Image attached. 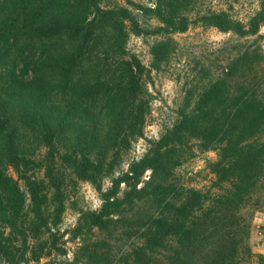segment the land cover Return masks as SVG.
Listing matches in <instances>:
<instances>
[{
	"label": "trees",
	"instance_id": "trees-1",
	"mask_svg": "<svg viewBox=\"0 0 264 264\" xmlns=\"http://www.w3.org/2000/svg\"><path fill=\"white\" fill-rule=\"evenodd\" d=\"M103 1L0 0V259L64 257L68 234L79 245L67 264H248L251 222L264 206L259 46H235L215 77L201 66L172 127L117 171L144 137L146 83L174 54L173 35L200 26L257 36L264 0L247 23L225 11L196 12L197 0L128 1L159 22L147 28L129 8ZM131 35L159 38L149 68L127 51ZM195 147L216 152L207 168L221 192L174 180ZM80 182L95 189L101 206L79 210L75 226L61 233Z\"/></svg>",
	"mask_w": 264,
	"mask_h": 264
},
{
	"label": "rangeland",
	"instance_id": "rangeland-1",
	"mask_svg": "<svg viewBox=\"0 0 264 264\" xmlns=\"http://www.w3.org/2000/svg\"><path fill=\"white\" fill-rule=\"evenodd\" d=\"M152 6L154 0H104L102 5L112 7L114 5L129 8L145 28L159 25L154 18H146L133 5ZM259 9V0H197L196 12L225 11L234 19L247 23L249 18ZM176 43V50L169 62L161 70H152L150 80L146 83L148 93L151 95L150 114L147 117L144 128V137L133 142L131 150L124 157L117 173L124 172L132 160L140 159L147 150V141L158 139L177 120L176 111L184 96V88L187 84L198 79L201 66L205 67L212 76H217L233 57L235 46L260 47L264 55V25L260 28L257 36L239 38L232 33H221L214 28L192 26L185 33L175 34L172 37ZM159 38L131 35L127 43V51L135 54L147 68L151 64L150 47ZM194 156L174 172V180L187 188H195L210 193L221 192L213 187L214 176L209 172L207 165L217 158L216 152H200L194 148ZM43 151L40 150V154ZM9 174H13L11 170ZM147 174V173H146ZM42 177V173H37ZM110 185L108 179L103 182V189ZM21 189L24 186L20 183ZM264 201V199H263ZM101 206L99 194L85 182H80L74 191H70L66 211L63 214L59 232L72 229L78 218L79 210H98ZM262 211L255 212L253 224L264 214ZM256 227V226H255ZM256 233V232H255ZM258 233V232H257ZM259 235V234H258ZM251 238V237H250ZM67 251L66 256H51L41 259L38 263L29 264H67L72 261L73 253L79 245L78 241H70L66 234L62 239ZM251 260L248 264H253ZM0 264H4L0 259Z\"/></svg>",
	"mask_w": 264,
	"mask_h": 264
},
{
	"label": "crops",
	"instance_id": "crops-1",
	"mask_svg": "<svg viewBox=\"0 0 264 264\" xmlns=\"http://www.w3.org/2000/svg\"><path fill=\"white\" fill-rule=\"evenodd\" d=\"M254 223L257 225L253 224L249 241L252 253L255 255L252 262L253 264H264V214L261 216V219H258ZM258 231L261 232V235H258Z\"/></svg>",
	"mask_w": 264,
	"mask_h": 264
},
{
	"label": "built area",
	"instance_id": "built-area-1",
	"mask_svg": "<svg viewBox=\"0 0 264 264\" xmlns=\"http://www.w3.org/2000/svg\"><path fill=\"white\" fill-rule=\"evenodd\" d=\"M258 234H259V235H261V232H260V231H258Z\"/></svg>",
	"mask_w": 264,
	"mask_h": 264
}]
</instances>
